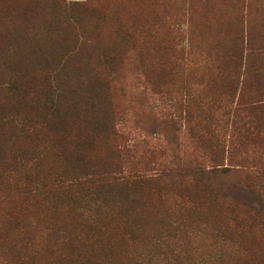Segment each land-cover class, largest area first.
<instances>
[{"label":"rangeland","instance_id":"obj_1","mask_svg":"<svg viewBox=\"0 0 264 264\" xmlns=\"http://www.w3.org/2000/svg\"><path fill=\"white\" fill-rule=\"evenodd\" d=\"M262 165L264 0H0V264H264Z\"/></svg>","mask_w":264,"mask_h":264},{"label":"trees","instance_id":"obj_2","mask_svg":"<svg viewBox=\"0 0 264 264\" xmlns=\"http://www.w3.org/2000/svg\"><path fill=\"white\" fill-rule=\"evenodd\" d=\"M172 138V137H171ZM169 138L168 141L171 142L172 139ZM176 138V136L174 137ZM178 157V156H177ZM216 158H214L215 161ZM177 162H175L174 166L175 168H168V172L172 174L175 177H188L189 175H205V173H217L223 172L224 170L227 171L229 169L228 167H219L215 165H210L209 169L206 170V167L202 165V163L195 162L193 160H184L178 157L176 159ZM174 163V162H173ZM223 168L222 170H220ZM257 176L255 178H262L264 179V165L260 166L258 170H256ZM106 172V170H104ZM128 173L127 175H124L123 169H120L118 171H115L114 177L108 178V180L114 182V183H124V184H135L139 182V179L143 178L144 176L140 174L139 172H135L133 170H128L126 171ZM86 181L82 182L85 183ZM81 183V184H82ZM259 187L261 188L257 182L252 178H246L243 179V181L238 182L236 184H229L226 187V191H229V197L236 201H240V203L246 207L251 208L252 210L256 211L257 216H264V203L259 199V191L256 190L254 187ZM255 203V204H253ZM201 205L198 203V205H194V207H199ZM190 212V211H189ZM175 262L176 259H173ZM178 263H181L180 261Z\"/></svg>","mask_w":264,"mask_h":264}]
</instances>
